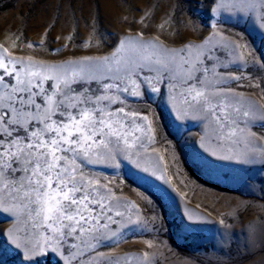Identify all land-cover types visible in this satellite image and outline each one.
<instances>
[{
    "label": "rangeland",
    "instance_id": "1",
    "mask_svg": "<svg viewBox=\"0 0 264 264\" xmlns=\"http://www.w3.org/2000/svg\"><path fill=\"white\" fill-rule=\"evenodd\" d=\"M246 3L0 0V51L7 48L25 61L62 64L111 56L126 37L142 36L168 48L203 44L215 50L207 63L209 68L216 64L223 77L218 87L231 88L264 112V8L241 11ZM240 53L244 60L235 59ZM160 88L133 104L153 121L155 142L145 143L146 150L130 159L118 156V167L112 162L90 166L112 182L123 202L138 207L131 220L115 217L107 232L111 239L95 251L85 249V261L264 264V121L245 124L241 117L244 133L221 139L209 119L178 112L166 82ZM14 222L0 207V264H28L9 235ZM40 264L60 262L50 254Z\"/></svg>",
    "mask_w": 264,
    "mask_h": 264
},
{
    "label": "snow or ice",
    "instance_id": "2",
    "mask_svg": "<svg viewBox=\"0 0 264 264\" xmlns=\"http://www.w3.org/2000/svg\"><path fill=\"white\" fill-rule=\"evenodd\" d=\"M257 7L264 0H247L240 10ZM214 55L203 44L168 48L142 36L126 37L111 56L62 64L0 51V207L15 217L8 232L28 264L50 254L60 264H90L85 249L111 239L115 217L131 220L138 206L123 202L90 166L118 167V156L130 159L155 142L153 121L133 107L145 93L166 82L179 113L209 119L225 140L244 133L241 117L264 121L251 100L218 87L223 77L207 63Z\"/></svg>",
    "mask_w": 264,
    "mask_h": 264
}]
</instances>
